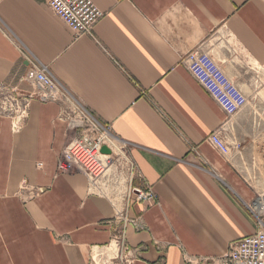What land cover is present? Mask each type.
<instances>
[{"label":"crops","instance_id":"1","mask_svg":"<svg viewBox=\"0 0 264 264\" xmlns=\"http://www.w3.org/2000/svg\"><path fill=\"white\" fill-rule=\"evenodd\" d=\"M92 1L105 15L93 36L76 37L45 0H0V82L33 93L23 78L34 57L69 91V107L87 108L128 143L158 196L129 209L144 225L128 229L130 248L142 249L133 264L223 255L257 231L246 207L258 193L246 181V113L229 118L185 58L206 46L246 90L241 59L264 64V0ZM224 123L242 145L233 158L206 141ZM73 135L58 102L33 101L16 135L0 116V264H90L91 249L122 230L117 209L88 194L82 172H58ZM23 180L40 195L22 201Z\"/></svg>","mask_w":264,"mask_h":264},{"label":"built area","instance_id":"2","mask_svg":"<svg viewBox=\"0 0 264 264\" xmlns=\"http://www.w3.org/2000/svg\"><path fill=\"white\" fill-rule=\"evenodd\" d=\"M45 1L76 37L93 36L95 27L105 15L92 0ZM30 63V72L23 81L33 85L35 91L21 94L16 88L0 82V114L9 116L13 121V130L19 132L29 117L33 101L62 104L63 113L70 121L75 136L69 139L64 148L58 161V172H82L88 181V194L110 201L117 209L122 230L114 235L111 244L114 242L116 247L127 252V264H132L142 249L130 248L128 229L140 232L144 230V225L140 218L129 217V209L135 203L153 205L158 201L157 194L146 184L128 143L116 137L111 128L87 108L69 107L67 101L72 98L69 91L53 79L47 66L34 57ZM185 64L203 85H211L213 97L229 118L246 108V95L234 86L221 66L213 61L206 46L200 45L191 51L185 58ZM109 135L112 137H108ZM206 141L226 158H233L242 151V145L231 141L228 133H225V123L209 135ZM103 147H107L110 154L103 153ZM36 166L40 169L42 163H37ZM38 191L41 193L40 189ZM246 207L256 221L257 231L232 241L223 255L192 259V264H264V196H258L253 203L246 204Z\"/></svg>","mask_w":264,"mask_h":264},{"label":"rangeland","instance_id":"3","mask_svg":"<svg viewBox=\"0 0 264 264\" xmlns=\"http://www.w3.org/2000/svg\"><path fill=\"white\" fill-rule=\"evenodd\" d=\"M242 53L241 50L239 52L237 50V53L231 50L230 57H238ZM211 57L215 58L213 55ZM244 58L241 61L246 64V90H241L228 75L227 77L246 95L247 104L242 111L246 113V181L257 190L258 197L264 196V64H256L247 53ZM230 59L232 60V58ZM239 60L237 61L239 62ZM217 63L223 69L218 61ZM232 91L234 92V90ZM0 116L10 119L6 115L0 114ZM10 121L13 135L18 134L13 130V121L11 119ZM38 189L40 188L23 180L16 195L22 201H31L40 195ZM110 244L111 242L103 247L91 249L90 264H127V260H129L127 252L116 247L114 242Z\"/></svg>","mask_w":264,"mask_h":264},{"label":"water","instance_id":"4","mask_svg":"<svg viewBox=\"0 0 264 264\" xmlns=\"http://www.w3.org/2000/svg\"><path fill=\"white\" fill-rule=\"evenodd\" d=\"M102 152L106 154H110V150L107 147H103Z\"/></svg>","mask_w":264,"mask_h":264},{"label":"bare ground","instance_id":"5","mask_svg":"<svg viewBox=\"0 0 264 264\" xmlns=\"http://www.w3.org/2000/svg\"><path fill=\"white\" fill-rule=\"evenodd\" d=\"M211 55H212V53H210ZM212 58V57H211ZM213 59V58H212ZM213 61H215V62H217L215 59H213ZM211 67H209V69H210ZM73 136H75V135H73ZM72 136V137H73ZM108 137H112L111 135H109ZM112 247V246H111Z\"/></svg>","mask_w":264,"mask_h":264}]
</instances>
